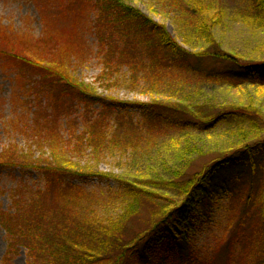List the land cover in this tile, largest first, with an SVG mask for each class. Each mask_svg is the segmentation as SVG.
<instances>
[{
  "label": "trees",
  "instance_id": "1",
  "mask_svg": "<svg viewBox=\"0 0 264 264\" xmlns=\"http://www.w3.org/2000/svg\"><path fill=\"white\" fill-rule=\"evenodd\" d=\"M163 1L167 5L165 9L184 11L188 29L183 31L184 45L194 51L172 37L165 23L155 21L129 0H50L44 13L40 6L43 2H36L43 20V30L38 36L33 26L21 27L0 21V56L14 58L28 75V87L37 91L32 101L33 98L41 103L43 98L48 100L53 86L59 98L58 85L87 104L106 101L92 84L78 75L80 64H76L79 59L75 52L85 47L81 43L82 33L74 26L67 32L72 34V43H62L54 28L48 26L47 22H52L45 15L48 8L70 10L72 25L79 15L89 17L86 22L89 30L97 28L105 32L112 25L127 39L126 22L133 20L137 22V36L142 31L155 36L165 54L151 55L147 62L149 74L145 75V88L149 91L165 85L160 70L167 62L179 60L194 70L206 72L216 81L218 77H226L243 82L239 92L245 90L248 96L243 102H217L200 96L201 86L172 101L152 99L121 103L124 110L134 104L136 111L146 118L171 121L179 127L180 135L172 139V143L181 149L172 163L162 154L146 156L143 147L137 150L134 142H126L124 152L131 149L133 160L139 163L143 159L145 166L120 177L82 163L84 143L94 146L93 138L84 135L90 132H73L63 147L64 139L58 142L57 128L48 131L41 120L44 118L37 116L40 122L31 128L37 132L34 144L43 155L36 157L30 148L12 143L0 155V165L20 166L27 170L25 172L37 171L43 181L58 185L63 195L60 200L71 197V192L63 188L66 183L114 178L117 184L108 195L117 200V206L112 214H101L92 206L83 209L81 196L75 200V216H68L63 208L57 215L44 209V191L32 187L28 191L25 184L24 198L14 203L13 208L6 210L0 203V224L9 237L8 255L3 264H11V256L23 248L27 253L44 249L41 264L49 260L52 263L48 264H218L214 252L199 253L197 246L207 242L227 252L226 264H245L235 259L236 252L247 257L244 262L264 264V59H245L223 49L216 30L223 23L225 10H216L205 0ZM242 1L249 10L247 20L264 28V0ZM92 11L97 15L93 23ZM106 21L111 23L104 27L99 24ZM194 41L199 46H195ZM153 44L156 42L150 41L146 48L150 50ZM197 48L200 49L195 51ZM124 49H132L127 40ZM226 63L232 65L236 74L206 71V67ZM183 89L178 86L176 91ZM25 104L29 105L26 101ZM27 127L24 125L17 130L26 133ZM187 130L190 134L192 130L198 133L184 136ZM73 137H80L79 143L73 142ZM117 139H110L115 141L112 148L122 150L116 144ZM204 142L215 146L216 149L211 150L212 157L199 169H189L196 158L205 156L202 153ZM45 147L51 151L48 157H45ZM96 159L99 160L97 153ZM222 173L228 176L218 182ZM21 203L32 205L33 209H27L30 214L18 217L15 211L23 210ZM97 203L99 199L95 200ZM140 216L142 223L137 226Z\"/></svg>",
  "mask_w": 264,
  "mask_h": 264
},
{
  "label": "rangeland",
  "instance_id": "2",
  "mask_svg": "<svg viewBox=\"0 0 264 264\" xmlns=\"http://www.w3.org/2000/svg\"><path fill=\"white\" fill-rule=\"evenodd\" d=\"M49 1L0 0V21L4 20V22L21 27H25V25L33 26L35 35L38 36L43 30V20L35 4L36 2H43V5L40 6L43 8L44 13ZM205 1L212 4L216 10H225L226 16L223 23L218 31L216 30V38L221 41L223 49L245 59L258 61L264 59V28L247 20L249 10L242 0ZM129 3L138 6L143 13L153 17L155 21L165 23L172 37L184 45L183 31L185 33V30L188 29L185 25V14L182 9H170L169 7L165 9L167 5L163 0H129ZM45 15L48 20L49 18L52 19V22H47L48 26L54 28L57 38L62 43L65 41L72 43V34L67 32L74 26L77 28V32L82 33L81 43L85 44V47L75 52L79 59L76 64H80L78 75L86 83L92 84L100 94L106 97L107 103L111 105L109 109L104 106H88L77 100L72 94L64 92L59 85L57 87L60 93L59 98L55 92V86H53L54 91L48 96V100L43 98L41 103L33 98L32 101V95H35L37 91H33L28 87V75H25L19 68L20 66L17 65L14 58L2 55L0 56V155L12 143H16L22 148H30L35 152L36 157L43 155L34 144L37 140V138H34L37 132L31 128L38 125L40 119L37 116H39V118H44L41 120H43L42 123L48 131L57 128L58 142L61 141L60 139H64V142L61 143L63 147L68 144L71 135L74 134L73 132H76V134L90 132V134L84 135L87 138H93L94 146L90 147L84 143L83 153L81 154L82 163L97 168L104 173L112 174L111 176L120 177L136 172L139 166L142 169L145 166L143 159H140L139 163L133 160L131 149L124 152L123 144L129 141L134 142L137 150L143 147L142 150H144L143 152L146 151V156L159 157V154H162L163 158H169L173 163V158H177L181 147L177 148V144H173L172 139H178L181 130L171 121L146 118L136 111L134 104L129 110L130 113L114 111L113 106L117 109L121 108L119 102H150L152 99L172 101V98L187 95L186 92L199 89L201 86L203 88L200 96L209 97L217 102H243L248 99L246 91L239 92L238 89L243 86V82L226 77H218V81H216L214 77H208L206 72L199 69L194 70L179 62V60L167 62L165 67L160 70L161 79L165 85L149 91L148 88H145L147 87L145 75L149 74L146 67L147 62L151 55L165 54V49L159 45L157 38L149 32L144 34L142 31L137 36L136 21L126 22L128 29L125 27L124 29H127L129 33L126 39L120 36L112 25H108L109 30L105 32L99 31L97 28L96 30L87 29L86 22H89V17L84 15L76 17L73 21L75 25H72L70 10L48 8ZM95 16L92 11L91 23L95 22ZM109 17L110 15L107 16V18ZM107 23L111 22L106 21L99 24L104 27ZM126 40L129 41V46L132 47L128 51L124 49ZM150 41H155L157 45L153 44L149 50L146 45H150ZM143 42L145 43L143 44ZM194 43L197 44L196 41ZM184 46L190 51L193 50L191 46H186V44ZM199 49L197 48L195 51ZM206 71L236 74L232 65L228 63L206 67ZM151 75L153 74L151 73ZM34 81H37V79ZM245 85H248V83H245ZM178 86L184 88L182 92L176 91ZM25 101L29 105L26 106ZM44 105L45 111L44 114H41L40 111ZM21 116L24 120L20 121ZM18 120L20 123L16 125ZM24 125H28L26 133L17 130ZM197 133V131L192 130L190 134L187 130L184 136ZM112 138H118L116 144L122 150L112 148L115 142L110 140ZM78 139L80 137H73L72 141L79 143ZM202 144H204L202 153H205V156L196 158L191 163L189 168L191 170L199 169L208 161L207 159L212 157L211 150L216 149L215 146H209L205 142ZM169 148H172V151ZM44 151L47 155L45 157H48L51 151L47 147ZM95 152L99 160L96 159ZM77 159H79V156ZM174 165H176L175 162ZM25 171L27 170L20 166L10 168L6 165H0V203L4 209L13 208L14 203L23 200L26 192L25 184H28V191L32 187L33 189L40 188L45 192L43 194V204L44 209L49 213L53 212L58 215L61 208H63L68 216H75L74 207L77 206L75 200L81 196L83 209L92 206L101 214H112L115 211L117 200L110 199L111 196L108 195L117 184L114 178L104 179L103 181L98 178H90L83 182L74 181L73 185H67L66 183L63 188L71 192V197L68 200L64 196L66 200H60L59 197L62 193L58 185H49L48 182L42 180L37 171ZM225 176H228V174H220L218 182H222ZM95 195H97L100 203L95 204V200H98H94ZM222 203H225V201ZM20 207L23 210L15 211L18 217L23 214H30L27 209L29 211L33 209L31 208L32 205H24L23 203ZM140 217L141 219L138 218L136 221L137 226H141L143 217ZM6 234L5 229L0 224V264H3L4 258L8 255L9 237ZM211 245L212 243L209 242L202 243V246L199 244L197 246L199 253L214 252L213 254L216 255L219 261L218 264H226L227 252H224L219 245ZM46 246L47 244L44 243L43 247ZM43 250L27 253L24 248L20 249L19 252L11 256V264H41ZM62 254L65 255V253ZM235 259L250 264L249 260L244 262L247 257L242 253H235ZM48 262L51 261H45L43 264H48Z\"/></svg>",
  "mask_w": 264,
  "mask_h": 264
}]
</instances>
